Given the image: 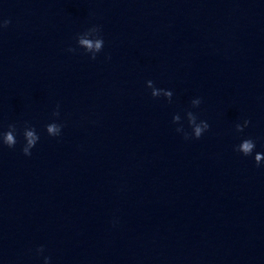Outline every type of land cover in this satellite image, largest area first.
<instances>
[{
  "label": "clouds",
  "instance_id": "clouds-1",
  "mask_svg": "<svg viewBox=\"0 0 264 264\" xmlns=\"http://www.w3.org/2000/svg\"><path fill=\"white\" fill-rule=\"evenodd\" d=\"M11 23L10 19H4L0 22V29L7 28ZM76 42L79 48H82L85 54L90 55V59L95 60L97 54L103 51L104 39L101 35V28L98 25H93L87 28L82 33L77 34ZM69 52L75 53L77 48H68ZM110 58V57H109ZM146 86L151 89V96L153 98H165L169 103L172 102L173 92L169 89L157 88L152 80L146 82ZM191 108H199L202 103V99L197 97L191 100ZM53 117L59 118V105H57L56 110L52 113ZM185 117L188 122V126L191 128V133L185 131L182 123L181 116L175 114L172 117V123L179 125L176 128L178 133L183 134L185 140L189 139H200L202 135L207 132L210 128L209 123L206 120L198 119L195 112L191 110L185 111ZM251 123L250 120L245 119L243 123H237L235 125V130L238 133H242L245 128ZM63 124L56 122L48 123L45 125V131L51 137H59L62 133ZM17 133L18 128L16 124H9L7 131L0 132V145L7 146L8 148H14L17 144ZM22 135L24 139V145L22 147V152L25 156H31V150L37 145L40 140V136L36 131V128L32 125L25 123ZM256 148V143L252 138L243 139L238 145L234 147V150L241 153L243 156H251ZM254 161L257 167L261 166L262 161H264V153L256 152L254 156ZM44 248L41 246L37 249L38 253H43ZM44 264H50V257L44 258Z\"/></svg>",
  "mask_w": 264,
  "mask_h": 264
}]
</instances>
